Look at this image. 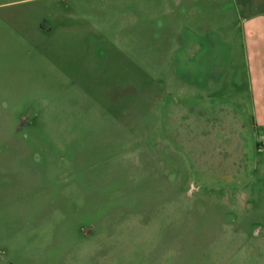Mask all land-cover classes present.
<instances>
[{"label":"rangeland","instance_id":"1","mask_svg":"<svg viewBox=\"0 0 264 264\" xmlns=\"http://www.w3.org/2000/svg\"><path fill=\"white\" fill-rule=\"evenodd\" d=\"M0 264H264V0H0Z\"/></svg>","mask_w":264,"mask_h":264},{"label":"crops","instance_id":"2","mask_svg":"<svg viewBox=\"0 0 264 264\" xmlns=\"http://www.w3.org/2000/svg\"><path fill=\"white\" fill-rule=\"evenodd\" d=\"M22 1L25 2V1H29V0H22ZM31 2L34 3V0H31ZM11 3L12 4L17 3V1L11 2ZM42 6L43 5H38V6L34 5L30 10L25 9V8H20L19 6H17V8L19 7L20 9L19 8L18 9H12L14 7H10L9 9H7V12H8V14H10V17H4L3 19L6 22H8V21L11 22V20L14 19V20H16V21H14L15 23H19V22H17V18L20 17L21 15H24V14L28 13V11L30 13H37L36 11L43 12L44 10H43V8H41ZM21 22L22 21H20V23ZM22 23H24L23 27H26V28L28 27L27 23H30L28 25H30V28L33 31H37V30H41L42 29V26H41L42 25V19H34V20L29 21V22L24 21Z\"/></svg>","mask_w":264,"mask_h":264}]
</instances>
